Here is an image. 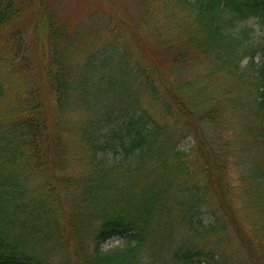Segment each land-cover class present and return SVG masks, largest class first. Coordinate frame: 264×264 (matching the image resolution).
<instances>
[{
    "label": "trees",
    "instance_id": "1",
    "mask_svg": "<svg viewBox=\"0 0 264 264\" xmlns=\"http://www.w3.org/2000/svg\"><path fill=\"white\" fill-rule=\"evenodd\" d=\"M135 1L163 62L118 24L68 30L55 0H0V264H219L204 243L230 233L264 264V0Z\"/></svg>",
    "mask_w": 264,
    "mask_h": 264
},
{
    "label": "rangeland",
    "instance_id": "2",
    "mask_svg": "<svg viewBox=\"0 0 264 264\" xmlns=\"http://www.w3.org/2000/svg\"><path fill=\"white\" fill-rule=\"evenodd\" d=\"M55 4L58 13L56 19L58 22L66 24L68 30H71V28L72 30L74 28L82 29L89 37H92L95 40H102L104 32H101L98 29L99 23H102L106 29L118 24L117 29L119 30V34L123 37L122 40L127 44L129 49H134L144 64H147L146 59L143 56L145 53L161 62L166 60L167 54L154 44L151 28L149 25L145 24L141 13L136 7L135 0H55ZM251 24L255 28L253 38L264 43V29L255 26L253 23ZM24 27L28 28L27 35L33 39L32 45L38 44L35 41L36 35L39 39H41V37L34 33L33 22L28 16L27 20L24 21ZM137 35L142 39L141 45L136 40ZM79 39L86 45H92V43H94L93 40H89L84 36H81ZM260 59H264V57H261V50L258 49L254 57V62L257 63ZM245 63L246 60H243L240 64L243 67ZM39 74L38 71V77ZM222 80L223 79L220 75H215L212 83L208 84L205 89L200 91L192 88L187 90L186 93L188 96L193 97L197 102H200L203 97H211L219 94L221 87L223 86ZM143 102L149 108H152V105L150 103L148 104L147 100H143ZM245 124H248L253 132V129H257L258 127V119H256L254 115L247 120L242 118L240 120V125L244 126ZM254 132H256V130H254ZM240 143L245 147L243 149L244 160L253 159L255 163H261L262 150L258 146V153L256 154L255 145L257 144L255 143L254 137L244 136V138L240 140ZM180 145L183 148H189L190 145H192L190 137L183 140ZM207 216L205 222L209 223L212 219L209 218L208 213ZM230 235L229 241H227V243L225 242V244L218 249L214 248L215 241L213 239L205 241L204 243L206 249H213L219 254V264H241V261L246 259V252L241 243L233 234L230 233ZM114 246H120L118 245L117 238H110L103 244L104 249Z\"/></svg>",
    "mask_w": 264,
    "mask_h": 264
}]
</instances>
